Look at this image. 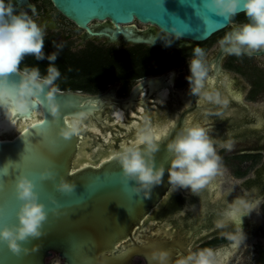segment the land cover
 <instances>
[{"label":"water","instance_id":"obj_1","mask_svg":"<svg viewBox=\"0 0 264 264\" xmlns=\"http://www.w3.org/2000/svg\"><path fill=\"white\" fill-rule=\"evenodd\" d=\"M51 1L64 17L86 31V38L104 37L109 38L110 42L118 41L123 36L126 43L175 48L177 45L173 41L168 44L165 40H170L158 35L145 37L140 34L134 27L135 23L159 28L173 37L175 32H181L180 44L188 45L191 41L208 40L231 22L214 16L204 7V0ZM29 5H33L30 0H18L15 8H29ZM95 21L98 25L105 24V28L94 30L92 25ZM12 75L18 78V74ZM168 76L165 74L142 81L128 98L116 96L119 84L110 85L100 93L58 89L61 114L56 119L47 111L43 95L33 98L32 109L27 115L13 116L11 110L7 114L0 111V169L6 166L12 172L9 166L19 165L24 169V174L36 180L40 199L46 205H50V196L55 197L61 205L59 216L49 213L44 225L46 235L22 242L28 248L39 244L37 252L15 254L0 242V264H135L138 258L150 264L149 252L153 246L168 248L173 259L178 252L177 247L189 251V240L182 238L184 236L180 232L177 235L155 232L153 224L142 230L149 222L151 211L156 213L176 192L167 182V172L164 183L153 190L150 198L142 200L141 196L131 191L130 185L126 187L122 183L120 166L112 156L122 144L134 142L137 138V130L120 126H127L132 119L126 110L135 104L138 95L147 86L150 87V94L167 87L173 91L172 83L164 80ZM117 105L125 109L122 118L114 108ZM79 110L88 111L89 118L80 133L65 140L58 135L59 129L68 122L67 118ZM171 120L164 123L169 124ZM39 121L46 124L40 126ZM47 122L52 123L50 130ZM185 123H188V116L183 114L175 119L172 127L152 128L160 133L161 138H170ZM37 128L46 130L47 136L40 134ZM82 137L87 140L86 151L93 154L90 161L94 164L77 166L78 156L84 151L80 147ZM52 140L57 142L55 147L51 145ZM30 148H35L44 159L53 163H31L28 159ZM156 160L168 166L169 157L163 145ZM46 166L52 168L56 181L39 180V173ZM60 176L75 182L74 193L65 194L55 188L54 184ZM179 192L189 194L186 189ZM18 204L14 183L7 192L0 190V225L16 222Z\"/></svg>","mask_w":264,"mask_h":264},{"label":"clouds","instance_id":"obj_2","mask_svg":"<svg viewBox=\"0 0 264 264\" xmlns=\"http://www.w3.org/2000/svg\"><path fill=\"white\" fill-rule=\"evenodd\" d=\"M204 7L214 16L229 21L240 12L247 18L245 23L233 24L231 30L218 41L225 54L251 56L257 50H264V0H204ZM35 15L33 5H29V10L21 8L17 11L14 0H0V111L7 114L9 110H14L17 115H24L32 109L33 98L43 95L47 111L56 119L61 114L56 84L61 73L56 61L63 45L57 43L54 51L45 53V29L34 18ZM175 37L173 40L180 39L182 33L175 32ZM173 40L165 42L170 44ZM28 55L38 61H48L46 75H42L38 67L21 70V62ZM204 57V50L196 47L189 63L191 75L187 77L193 95L201 93L207 75ZM12 74H18V78H13ZM88 118L89 112L86 110L73 113L59 129L58 135L70 140L81 132ZM212 131L211 126L185 123L170 138L158 139L154 129L147 122L143 123L137 128L136 141L123 144L112 154L120 166L122 183L126 187L130 185L131 191L144 200L164 183L167 172L170 188L199 192L220 173L222 167V158L217 153ZM162 145L169 157L167 167L156 160ZM227 147L231 148V144ZM0 171L6 174L7 167ZM39 180L56 181V175L51 167L46 166L40 171ZM54 186L65 194L74 193L76 188L75 182L64 176H60ZM14 192L19 201L15 213L17 220L11 225H0V242L15 254L37 252L39 244L28 248L22 242L46 235L44 225L49 213L59 216L61 205L53 196L49 197L50 205H46L40 199L36 180L23 173L15 179ZM250 212V202L245 198H236L220 214L217 227H226L232 218L239 217L240 227L232 239H246L242 217ZM149 258L150 264H219L211 248L189 251L173 259L168 248L153 246Z\"/></svg>","mask_w":264,"mask_h":264},{"label":"flooded vegetation","instance_id":"obj_3","mask_svg":"<svg viewBox=\"0 0 264 264\" xmlns=\"http://www.w3.org/2000/svg\"><path fill=\"white\" fill-rule=\"evenodd\" d=\"M17 1L14 0V5ZM30 1L36 10L34 18L44 27L48 36L51 35L52 31L61 30L62 26H65L63 20H69L54 7L51 0L48 1V7H43L39 0ZM21 8L29 10L26 7ZM245 22H247V18L242 12L234 17L225 29L212 35L208 39V41L212 40L211 42L204 45H196L195 41H191L188 45H181L182 40H173L176 37L163 32L159 28H153L149 25L137 26L136 23L135 29L145 37L155 34L164 39L173 40L177 46L175 48H162L148 43H126L123 36L119 37L118 41L115 42H110L109 38H106L107 43L113 44L114 47L111 48L125 51L133 48L141 52L142 59H145L138 64L141 66L139 76L131 77L128 75L127 77H121L122 79H115L118 81L110 84H119L116 92L118 98L130 97L135 86L150 77L169 75L164 80H168L173 85V91L167 87L151 94L148 93L150 87L147 86L138 95L135 104L126 110V114L132 119L127 123V126H125L126 124L120 126L123 128L130 126V129L135 131L138 126L145 122L151 127H172L175 119L185 114L188 117L192 116V123H199L214 128L215 130L212 131V134L215 135L212 136L214 142L220 141V138L228 134L240 133L241 136L239 138L242 137L245 140H249V144L238 149L237 156H239L240 164L249 158L251 165H258V160L264 153V50H257L251 56L245 54L237 57L225 54L218 43L220 38L231 30L233 24ZM71 23L78 27L74 22L71 21ZM94 23L92 27L96 31L105 28V24L98 25L96 21ZM82 38L86 39L85 30H83ZM196 47L204 50L207 75L204 80V92L193 95L190 91L187 77L191 75L189 63L193 59ZM153 63L157 64V66L165 63L167 67L163 71H154L153 68L148 69L147 65ZM170 64L172 66L169 67ZM181 64H185L183 69H180ZM121 72L124 74L126 71ZM130 83L133 84L128 89ZM165 91L167 92L166 95H164ZM114 108L119 112H125V109L121 106L117 105ZM153 117L155 120H153ZM170 119L172 120L169 124L164 123ZM256 171H258L257 177L264 180L261 168ZM260 190L262 191L258 195L249 198L244 197L250 202L251 206L256 200L259 203L261 200V207H264L263 182ZM203 192L204 190H200L197 193L189 191V194L184 195L179 190L176 191L171 200H168L167 204L156 211L154 214L155 221H157L159 227L169 226L168 232L173 235H177L180 232L184 236L182 238L189 240L187 245L189 251L211 248L218 257L221 253L220 251H228V248H230V254L224 256V259L222 261L218 260V262L219 264H229V262L236 264L238 263L237 258L241 260L245 256V250L247 249L243 247L245 249L243 250L242 246L244 244L242 245L241 239L237 241L231 237V235H237L240 222L232 218L226 227H217L219 216L227 207L226 203L229 200L224 199L222 201L218 199V201L212 203L211 197L213 193L208 190L206 196L203 197ZM237 197H234L233 200ZM202 208L206 212L204 217L203 214L205 212L203 213ZM254 218L246 215L245 221H242V227L248 239L253 238L255 234L259 235L260 228H264V225L257 222ZM176 249L178 252L175 258L178 255L189 252H185L178 247ZM248 249V253H251L250 246ZM259 249L261 250V254H258L260 263L261 256L264 255L262 244H260ZM135 264H146V261L143 258H138Z\"/></svg>","mask_w":264,"mask_h":264},{"label":"rangeland","instance_id":"obj_4","mask_svg":"<svg viewBox=\"0 0 264 264\" xmlns=\"http://www.w3.org/2000/svg\"><path fill=\"white\" fill-rule=\"evenodd\" d=\"M40 4L43 7H48L49 6V0H39ZM63 22L65 23V26H62L61 30H56V31H52L51 35H47L48 33L45 32V37L48 38V40L52 41L53 43H59V44H64L65 48L71 52L74 53L76 55H81L83 53L84 50H86L88 47H91L92 44L95 45H99L105 48H111L114 47L112 43H107L106 38L101 37V38H86L83 39L82 35H83V29H80L78 27H76L75 25H73L71 23V21H67V20H63ZM95 24V23H93ZM98 24V23H97ZM103 24V23H100ZM137 26H146L144 24L140 25L139 22H136ZM212 40H207V41H203V42H196V45H204L208 42H211ZM120 45V44H119ZM45 53H51L52 51H49L48 49L44 48ZM163 51V50H160ZM123 55L126 57L127 65L125 66V68L129 67L132 64V61L129 60V58L127 57V53H119L116 52L115 56H120ZM31 59H32V64L35 67L40 68V70L42 69H47L48 67V61L45 60H41V61H35L33 59H36L34 56L31 55ZM62 55H59L56 61V66H63L65 71H62L63 74L65 75H71V65L68 63H65L63 61H61ZM27 58V57H26ZM28 59V58H27ZM25 60V59H24ZM26 61V60H25ZM31 61V60H30ZM185 64H181L180 69L184 68ZM26 66H28L27 62H26ZM121 66V65H119ZM172 66V64L169 65V67ZM45 67V68H44ZM117 65L112 66L110 68V72L114 71V73L116 74V76H112V78H120L122 79L120 76L122 75V70L119 68ZM148 69H152L154 71H163L165 70V68L167 67V65L165 63L157 66V64L153 63L150 65H147ZM84 67H80V71H84ZM79 71V72H80ZM126 71V70H124ZM41 72V71H40ZM42 75H45V73H42ZM89 76L84 75V74H80V76L78 78H67L64 80H75V82H83L85 83L86 81L88 82H92L94 86H97L95 89L97 90L96 92H90L87 90H82L83 92H87V93H100L105 91L108 88V85L104 84L102 86H100L96 81L94 80H89ZM106 79V78H105ZM128 80V79H127ZM133 80V79H132ZM133 83H130L128 85V89L132 86ZM241 134H237V133H232V134H228L227 136H223L222 138H220V141H216L215 142V146L217 149V153L218 155L222 158V167H221V171L220 173L212 180L216 183V190L213 192V196L211 197V202L214 203L216 201H218V199L220 200H229L232 201L234 197L238 196L241 198H249V197H253L254 195H258L262 190V182L264 183L263 179H259L258 176V171H256L258 168H261V173L264 174V153L262 154V157L258 160L259 164H254L251 165L249 158L244 160V162L242 164H240L239 160H238V149H240L241 146H245L246 144H249V140H245L244 138L240 137ZM264 141V139H263ZM231 144V148L227 147V145ZM247 161V162H245ZM249 217H255L254 219L257 220V222H260L261 224L264 225V207H261V200L260 203L259 201L256 202L251 206V212L249 214ZM153 226L158 229V232H165V233H169V226H163L159 227V224L157 223V221H154ZM260 234L257 235L255 234V236H259V237H255L253 236V238L248 239V237L246 239H244L243 237H241L240 239L242 240V245L244 244L243 247L247 248L246 250L243 248V250H245V256L242 257L241 260H239L240 258H237L238 263L236 264H260L258 261V254H261V250L259 249L260 244L263 245L264 247V228H260ZM231 237H233L231 235ZM230 237V239H231ZM259 239V240H258ZM254 243H255V247H254ZM251 247V253H248V247ZM229 264H235V263H230Z\"/></svg>","mask_w":264,"mask_h":264},{"label":"trees","instance_id":"obj_5","mask_svg":"<svg viewBox=\"0 0 264 264\" xmlns=\"http://www.w3.org/2000/svg\"><path fill=\"white\" fill-rule=\"evenodd\" d=\"M57 44V43H56ZM55 43L52 41L48 40L47 37H45V44L44 48L48 49L49 51H54ZM63 45L62 50L59 52V55H62L61 61L65 63H69L71 65V75H65L63 74L62 71L66 72L64 67L61 66H56L58 67L61 76L60 78L56 81L57 88L61 90H87L90 92H96L97 90L95 89L97 86L92 85V82L86 81L85 83L83 82H75V80H64L67 78H78L80 74H84L89 76V80H94L96 81L100 86L106 84L110 85L115 81V79H120L118 77L112 78L111 75L114 77L116 74L114 71H109L112 66L117 65V68H122L121 70L124 72L120 77H127L128 75L131 77H137L140 75V62L142 60L141 57V52H139L136 49H129L127 51L125 50H119L116 48H105L99 45L92 44L91 47H88L86 50L83 51L81 55H76L74 53L69 52L66 48L65 45ZM116 52L119 53H127V57L129 60L132 61V64L125 68L127 65V59L125 56L120 55V56H115ZM28 59H27V58ZM148 57V56H147ZM31 55L25 56L24 59L22 60L20 68L23 70L25 67L32 68L35 67L32 64V59ZM31 60V61H30ZM35 61H38L37 59H33ZM26 62L28 66H26ZM39 62V61H38ZM48 65V64H47ZM121 65V66H119ZM80 67H84V71H80ZM45 68V67H44ZM116 68V67H115ZM40 70V68H39ZM128 70V72H127ZM42 73L47 74V69H42L40 70ZM80 71V72H79ZM106 78V79H105Z\"/></svg>","mask_w":264,"mask_h":264},{"label":"bare ground","instance_id":"obj_6","mask_svg":"<svg viewBox=\"0 0 264 264\" xmlns=\"http://www.w3.org/2000/svg\"><path fill=\"white\" fill-rule=\"evenodd\" d=\"M136 25V24H135ZM134 25V26H135ZM119 28H123L122 26H120ZM125 28V27H124ZM129 29H131L130 31L132 32V33H135L134 32V30L131 28V27H128ZM202 92H204V84H203V88H202V90H201V93ZM167 94V92L165 91V93H164V95H166ZM99 115L101 116V114L99 113ZM118 116H119V118H122V117H124V112L123 111H121L119 114H118ZM192 116H189L188 117V124H192ZM69 120V118H67V121ZM153 120H155L154 119V117H153ZM213 130H215L214 128H212ZM156 131V130H155ZM156 133V132H155ZM213 133V132H212ZM212 136H215V135H213L212 134ZM82 141H81V143H80V147L84 150L82 153H80L79 154V156H78V159H77V166H81V165H84V164H88V163H93L92 161H90L92 158H93V154H89V153H87V144L85 143V141H87L85 138H83L82 137V139H81ZM94 164V163H93ZM215 188H216V186H215V183L211 180L206 186H205V188L204 189H202V190H204V192H203V197H205L206 196V192L209 190L210 192H214V190H215ZM187 190V189H186ZM187 191H189V190H187ZM237 198H239V197H237ZM236 199V198H235ZM229 202H231V201H228L227 203H226V206L228 205V203ZM201 210H203V213L205 212L204 211V208H202ZM151 217H150V219H149V222H148V224H146V225H144L143 227H142V230H145V229H147V228H149V227H151V225L154 223V221H155V216H154V210H152L151 211ZM206 214V212L203 214V217H204V215ZM150 216V215H149ZM246 216V215H245ZM245 216H243L242 217V221H245ZM233 219H235L237 222H240V218L239 217H235V218H233ZM149 226V227H148ZM158 229H153V231H157ZM158 232V231H157ZM162 234H163V232H162ZM230 248H228V251H224V250H222V251H220L221 253L218 255V260L219 261H222L223 259H224V256H228L229 254H230ZM260 264H264V255H262L261 256V259H260Z\"/></svg>","mask_w":264,"mask_h":264},{"label":"snow or ice","instance_id":"obj_7","mask_svg":"<svg viewBox=\"0 0 264 264\" xmlns=\"http://www.w3.org/2000/svg\"><path fill=\"white\" fill-rule=\"evenodd\" d=\"M33 102L34 101L32 100V103ZM11 111H12V115L15 116L16 115L15 111L14 110H11ZM27 114L28 113H25L24 115H27ZM47 123L49 124V130H50L52 123L51 122H47ZM45 124H46L45 121H39L40 126L45 125ZM37 131L40 134L47 136L46 130L41 129V128H37ZM156 135H157L158 139L161 138V135L158 131L156 132ZM56 144H57V142L55 140L51 141V145L53 147H55ZM121 146H123V144ZM28 159L31 163H38V162H45L47 164L53 163L52 161L44 159L43 156L40 153H38L35 148H30ZM9 167L11 169H13V171L10 172L9 169L7 168V173L5 174L2 172V179H0V190H4L5 192H7L9 186L15 182V179L18 175H20L22 173L24 174V169H22L19 165H10ZM6 203H7V201H6Z\"/></svg>","mask_w":264,"mask_h":264}]
</instances>
